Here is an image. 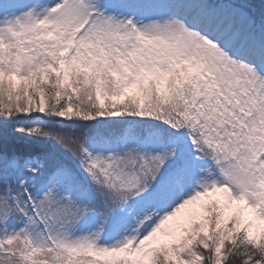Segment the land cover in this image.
<instances>
[{
	"label": "snow or ice",
	"instance_id": "6c2138e0",
	"mask_svg": "<svg viewBox=\"0 0 264 264\" xmlns=\"http://www.w3.org/2000/svg\"><path fill=\"white\" fill-rule=\"evenodd\" d=\"M0 264H264V0H0Z\"/></svg>",
	"mask_w": 264,
	"mask_h": 264
}]
</instances>
